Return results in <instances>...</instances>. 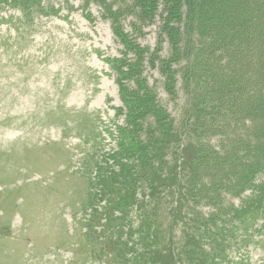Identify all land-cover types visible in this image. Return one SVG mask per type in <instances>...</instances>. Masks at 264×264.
<instances>
[{"label": "rangeland", "instance_id": "1", "mask_svg": "<svg viewBox=\"0 0 264 264\" xmlns=\"http://www.w3.org/2000/svg\"><path fill=\"white\" fill-rule=\"evenodd\" d=\"M7 1L0 0V264L144 263L142 255L134 262L129 256L112 257L104 246L105 237L127 232L136 225L138 202L148 203L147 190L142 187L134 202L125 199L131 201L125 205V196L119 195L121 190L115 185L116 181L124 182L117 152L119 145L127 141L122 130L126 116L117 74L110 68L109 59L120 57L123 46L110 22L102 18L101 7L92 1L36 0L25 12ZM161 1L157 0L148 20L137 23L141 25L140 32L133 35L144 48V55L149 54L147 61L142 59L146 83L156 91L159 104L173 120L180 137L177 148H172L174 153L168 151L165 155L169 165H176L177 178L184 170L180 167L182 147L185 149L195 138L189 128L183 130L195 119L192 115L196 108L191 94L194 78L185 76L190 56L184 55L166 67L164 64V59L176 52L175 39H191V53L196 55L206 52L211 44L219 45L211 56L196 58L200 65L195 68L204 83L198 80V91L193 94L201 100L220 94V89H230L228 93L235 102L231 116L216 107L218 111L208 124L211 129L227 130L228 135L225 142L218 141V134L211 136L205 139L207 145L214 146L220 155L228 153L227 157L231 154L236 158L233 167L226 161L222 169L209 170L208 177L201 180L206 195L215 200L216 192L210 189L214 183L232 185L243 161L260 155L251 148L245 152L237 149L234 142L238 131L233 125L240 120L239 109L262 102L259 92L264 91V0H200L194 7L199 5L198 19L191 23L184 19L185 6L180 22L166 18L171 10L167 8L169 2L166 5ZM26 15L31 16L24 22ZM130 15H124L122 24L132 33ZM242 16L247 23L241 24ZM189 25L207 27L210 33L200 40L197 30H187ZM259 32L262 37H258ZM223 38L226 40L221 43ZM183 45L180 43L178 48ZM224 54L228 60L219 61L218 56ZM171 70L175 72V83L167 88L164 80ZM251 112L263 113L255 108ZM204 119L208 123L206 116ZM140 120L138 135L144 139L155 130L154 118L142 116ZM153 136L156 137L154 133ZM198 139L199 144L207 146L204 138ZM111 175L115 182L106 179ZM188 177L187 173L181 189L185 218L194 206L186 203L185 192L189 193L193 185H188ZM253 183H264V171L256 174ZM105 188H110L109 193ZM173 189L175 186H163L162 199L157 204V210L162 212L161 216L158 212L157 220L163 230L160 246L164 251L171 241V251L177 253L174 264H188L185 252L189 244L186 246L185 239L174 236L179 226L171 228V238L168 230L164 231L172 222L169 210L177 206ZM251 192L246 189L233 199L234 206ZM194 209L204 215L215 211V220L218 216L217 208L202 201ZM209 232H213L215 244L203 240V250L210 252L216 264H264L263 214H243L233 229L218 233L209 228Z\"/></svg>", "mask_w": 264, "mask_h": 264}, {"label": "trees", "instance_id": "2", "mask_svg": "<svg viewBox=\"0 0 264 264\" xmlns=\"http://www.w3.org/2000/svg\"><path fill=\"white\" fill-rule=\"evenodd\" d=\"M86 1H92L101 7L102 18L110 22L115 37L123 46L120 57L109 59L110 68L117 74L120 97L123 101V108L125 109L123 113L126 116V122L122 130L124 138H127V141L119 145L117 152V163L121 165L120 177L124 182L116 181L117 184L115 185L121 190L119 195L125 196L122 199L125 205L131 204V201L134 202V196L142 187H145L147 190L146 197L148 202L143 205V201L136 204V207L140 211H137L138 219L135 226L131 227L127 232H116L115 235L105 237V251L112 257L124 258L129 256L132 262L138 261L139 255H142L144 257V263L140 264H174L177 253L171 251L174 248L173 243L169 241L165 245L167 249L163 247L164 251L161 250L160 237L163 234V230L157 222L159 218L157 204L162 199V187L175 186L173 194L176 193L175 203L177 206L169 210L168 213L172 218V222L171 225L168 223L164 231L167 229L169 232H167L168 238H171V228L179 226L178 233L174 231V236L181 240L185 239L186 246L189 244L185 252L188 256V264H216L209 257L210 252L203 250V240L215 244L213 232L210 233L209 228L217 229L219 231L218 233H221L223 229L231 227L233 229L236 227V224L243 218V214L250 215L258 212L264 215V183H253L256 174L264 171V91L259 92V94L261 93L260 95H254L255 97L259 95L260 99H262L261 103H248V109L245 107L242 110L239 109L240 120L236 119V124L233 125V129L238 131L236 134L237 141L234 142L237 149L245 152L251 148L252 150L259 151L260 155L243 161V164L240 165L237 178L234 179L232 185H228L227 182L223 184L219 181L215 182L214 186L210 188L213 192H216V199L213 200L206 195L204 190L206 186L204 187L205 184L201 180L208 177L209 170L216 172L222 169V165L226 161L231 165L230 167H233L236 163V158L231 154L227 157L226 154L228 153L220 155L214 149V146L207 145L205 139H209L211 136H217L218 134L220 136L218 141L225 142L226 136L228 135L226 134L227 130H222L220 127L211 129L208 127V124L214 119V115L218 111L216 107L223 108L225 111L224 114L232 115L231 109L234 107L235 102L233 97L228 93L230 89L226 90L227 92L220 89V94L201 100H197L193 93L196 90L198 91V80L201 84L204 83V80L195 68L200 65L196 58L199 57L201 59L202 57L211 56L214 52L213 50L218 49L219 45L211 44L206 52L196 55L191 53L190 46L192 43L188 42L191 39L187 40L184 36H180L179 39H175L176 52L164 59L166 67L170 62H175L184 55H189L191 60L187 63L185 76L192 75L194 78L192 79L191 94L194 101L192 102V106L196 108L192 118L195 116V119L189 124V127L188 125L185 126L183 131L190 130L193 132L195 138L190 144H186L185 149L182 147L180 167L184 170L182 174L180 173L179 178H177L178 175L175 172L176 165H169V161L165 159V155L168 151L169 153H174L172 148H177L180 137L175 132L176 129L174 128L173 120L164 111V107L159 104L160 102L158 101L156 91L146 83V78L142 74V59L144 60L145 58V61H147L149 54H146V58L144 48L136 42L134 37L136 33L140 32L141 25H137V23L140 24L148 20L152 8L154 9L156 6L157 0H128V2L126 0ZM35 2L36 0L7 1L10 5L18 6L21 12H25ZM161 2L162 4L166 3V5L169 2V7L167 8L171 10L167 11L166 18L171 19L174 23L180 22L182 18V6H185L186 15L184 19H187L190 23L192 20L198 19L199 5L196 9L194 7L196 4H199L200 0H162ZM126 13L131 14L130 16L133 17V20L130 22L132 33L126 31L122 24ZM28 16L31 15L24 16V22L29 20L30 17ZM243 18L242 16L241 20L243 21H240L241 24L247 23L246 18ZM19 21L22 22V18ZM187 30H197V36L200 40L210 33L207 27L199 28L198 25H189ZM176 37L177 34H175ZM258 37H262L260 32L258 33ZM225 40L221 41V43ZM180 43H184L181 49L178 48ZM224 50L225 48H223ZM224 55L218 56L219 61L222 62V60H225L224 58L228 60V55ZM165 67L163 66V69H166ZM181 69H184V67ZM174 73V70H171L166 75L164 84L167 88L175 83L173 81ZM261 74L262 72L258 73L257 80L261 77ZM248 79L250 78L248 77ZM130 81L133 82L132 86H130ZM207 83L211 84L212 82L209 80ZM232 86H234L236 91H241L240 88L236 87L237 85L232 84ZM245 96H250V94H245ZM211 102H214V104L210 105ZM254 108L260 109L263 113L254 115L251 112V110L254 111ZM236 110L238 108L234 109L233 114H235ZM142 116L154 118L152 129L155 128L154 131L146 134L143 137L144 139H140L138 135L139 125L141 123L140 118ZM167 116H169L168 119ZM204 116L207 117L208 123L205 121ZM153 133L156 137L153 136ZM198 137L204 138L207 146L199 144ZM224 158H226L225 161ZM124 160H127L129 163L127 161L122 163ZM164 168H166L165 171H163ZM187 173L189 174L187 178L188 185L192 183L193 185L189 193L185 192L187 195L186 203H191V206H197L202 201L205 202V205L213 206L214 210L217 208L218 216L216 220L214 219L215 211L212 210V212L204 215L202 211L194 209V206L189 211L190 215L187 218L182 214L184 193L181 189L185 183ZM106 179L110 182H115V178L112 175L107 176ZM182 180L184 181L182 182ZM195 184L200 185L202 188L198 190ZM104 187H106V184ZM246 189H251L253 192L250 195L247 194L248 196L244 198L240 197L239 202L234 206L232 200L238 198ZM108 190L110 188H105L107 193H109ZM199 196L201 198L197 199ZM125 199H130L131 201L129 202ZM159 215H162L161 211ZM226 215H228V218L225 217ZM185 219H188L189 222L187 223ZM232 219V222L227 223V221ZM233 224L235 225L233 226ZM130 231L131 233H129ZM130 236L131 239H129ZM171 253L174 255H171Z\"/></svg>", "mask_w": 264, "mask_h": 264}]
</instances>
